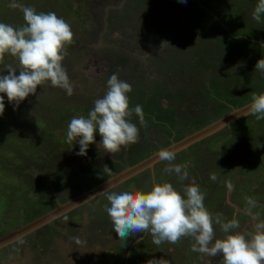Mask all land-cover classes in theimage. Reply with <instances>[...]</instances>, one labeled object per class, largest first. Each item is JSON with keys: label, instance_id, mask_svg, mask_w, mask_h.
<instances>
[{"label": "rangeland", "instance_id": "rangeland-1", "mask_svg": "<svg viewBox=\"0 0 264 264\" xmlns=\"http://www.w3.org/2000/svg\"><path fill=\"white\" fill-rule=\"evenodd\" d=\"M18 2L37 12H55L71 26L74 39L62 63L74 92L69 96L46 84L15 110L0 94L5 98L0 240L150 158L152 145L164 149L177 143L248 105L253 93H264V74L255 69L264 58V15L260 22L252 18L258 0ZM9 3L0 0V22L24 24L23 13ZM6 61L15 63L10 56ZM5 71L0 65V73ZM114 73L132 87L130 107L142 105L144 123L135 114L131 118L139 129L138 142L107 153L97 147V131V143L89 145L86 156H78L79 144L67 142V125L74 116L87 117ZM173 163L187 165L188 180L165 173L167 162L158 161L111 190L148 191L154 183L168 181L182 191L194 178L214 218L219 214L223 222L240 221L233 232L254 231L244 215L248 197L257 202L252 211L264 220V120L249 114L176 153ZM105 205L101 194L27 234L23 243L20 239L2 247L0 264H148L153 259L223 264L220 255L193 252L190 237L157 246L150 233H138L123 242ZM214 231L215 238L225 235L218 224Z\"/></svg>", "mask_w": 264, "mask_h": 264}, {"label": "clouds", "instance_id": "clouds-1", "mask_svg": "<svg viewBox=\"0 0 264 264\" xmlns=\"http://www.w3.org/2000/svg\"><path fill=\"white\" fill-rule=\"evenodd\" d=\"M179 2L186 3V0ZM8 7L23 13L24 24L13 26L0 22V65L6 70L0 73V94L6 95L14 110L29 95H35L38 87L46 84L73 95L74 85L62 63L68 55L67 47L74 39L69 23L55 12H37L18 0H11ZM262 15L264 0H258L252 18L260 22ZM7 56L15 63L6 61ZM255 69L264 74V58L256 62ZM106 89L104 95L94 101L87 117L74 116L67 125V142L79 144L78 156H86L89 145L97 143V131L101 136L97 147L107 153H118L138 142L139 129L131 118L135 114L143 124L144 115L142 105L130 107L131 85L114 73L107 80ZM4 112L5 98L0 95V116ZM248 114L264 120V93L252 94ZM158 157L167 162L163 169L165 173H175L181 182L188 180L187 165L173 163L176 160L174 151L161 149ZM104 168L109 169L106 165ZM210 179L215 181L217 176L212 174ZM227 187L233 186L228 182ZM103 195L107 201L105 211L123 242L138 233H150L157 246L162 242L176 244L182 238L190 237L193 252L207 257L220 255L223 264H264V220L252 211L257 202L251 197L246 198L248 207L244 209V215L251 218L254 231L247 233L232 231L240 228V221L235 217L227 222H223L219 214L213 217L205 207V195L194 178L182 191L171 182L163 181L154 183L148 191H114L108 187ZM214 224L220 225L225 234L223 238H215ZM19 242L23 243V240ZM148 264H169V261L153 259Z\"/></svg>", "mask_w": 264, "mask_h": 264}, {"label": "water", "instance_id": "water-1", "mask_svg": "<svg viewBox=\"0 0 264 264\" xmlns=\"http://www.w3.org/2000/svg\"><path fill=\"white\" fill-rule=\"evenodd\" d=\"M249 105V104H248ZM248 105L235 109L230 114L226 115L222 119L218 120L217 122L211 124L208 127H205L202 130L197 131L196 133L184 138L180 142L173 143L169 147L165 148L168 150H172L175 153H178L187 147L191 146L192 144L200 141L201 139H204L206 137H209L213 135L214 133H217L220 131L223 127L229 126L233 122L240 120L244 117H246L248 114ZM160 162L161 160L158 157V152L151 155L150 158L146 159L145 161L123 171L122 173L118 174L115 177H112L110 180L101 183L96 188H93L92 190L85 192L84 194L71 199L70 201L59 205L56 209L49 212L45 216L37 219L31 224H28L24 226L22 229L13 232L9 237H6L5 239L0 240V250L2 247H7L8 245L22 239L27 234H30L34 232L36 229L42 228L47 224H50L53 220H56L58 217L69 213L72 210H75L76 208L81 207L83 204L88 203L92 199L96 198L97 196L103 194V191L107 189L108 187L114 188L115 186L123 183L124 181L128 180L129 178H132L136 174H139L140 172L144 171L148 167H152L153 164L156 162ZM87 200V202H85Z\"/></svg>", "mask_w": 264, "mask_h": 264}, {"label": "trees", "instance_id": "trees-1", "mask_svg": "<svg viewBox=\"0 0 264 264\" xmlns=\"http://www.w3.org/2000/svg\"><path fill=\"white\" fill-rule=\"evenodd\" d=\"M147 136H148V134L145 135L144 139L147 138ZM148 142L149 141H146V145H147ZM152 146H153V149L152 150L150 149V152H151L150 156L155 154V153H157V152H159V150L162 149V148H159V149L155 148L156 145H152ZM147 150L149 151V149H147ZM148 151L146 153H149ZM98 153H101V151H98Z\"/></svg>", "mask_w": 264, "mask_h": 264}, {"label": "flooded vegetation", "instance_id": "flooded-vegetation-1", "mask_svg": "<svg viewBox=\"0 0 264 264\" xmlns=\"http://www.w3.org/2000/svg\"><path fill=\"white\" fill-rule=\"evenodd\" d=\"M48 185H49L50 188L52 187L51 183H49ZM55 190H56V189H55ZM56 191H57L58 193H59V192L61 193V191H64V190H61V191L56 190ZM69 192H70V191H69ZM69 192H67V193H69ZM67 193H65V195H66ZM65 195L63 194L62 196H65ZM65 197H68V194H67V196H65ZM65 197H64V198H65ZM76 197H78V196H76ZM76 197H75V198H76ZM68 198H69V197H68ZM70 200H71V199H67V200L64 201V203H66V202H68V201H70ZM76 210H78V208H76ZM76 210H72V211H70L69 213H72L73 211H76Z\"/></svg>", "mask_w": 264, "mask_h": 264}, {"label": "crops", "instance_id": "crops-1", "mask_svg": "<svg viewBox=\"0 0 264 264\" xmlns=\"http://www.w3.org/2000/svg\"><path fill=\"white\" fill-rule=\"evenodd\" d=\"M249 104H250V103H249ZM233 111H234V110H233ZM233 111H232V112H233ZM247 116H248V115H247Z\"/></svg>", "mask_w": 264, "mask_h": 264}]
</instances>
